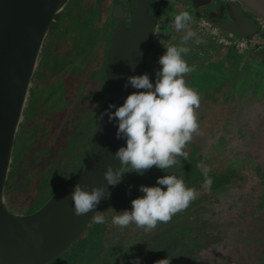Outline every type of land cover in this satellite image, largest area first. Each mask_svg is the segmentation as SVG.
<instances>
[{
  "label": "rangeland",
  "instance_id": "obj_1",
  "mask_svg": "<svg viewBox=\"0 0 264 264\" xmlns=\"http://www.w3.org/2000/svg\"><path fill=\"white\" fill-rule=\"evenodd\" d=\"M177 1L162 3L160 0L153 9L157 11L158 4V9H162L156 34L158 47H163L161 35L165 36L166 44L173 45H179L186 35V32H176L169 24L166 31H159L164 24L162 19L170 23L176 14L189 10L181 4L190 1ZM114 6L110 0H71L60 16L57 30L47 36L11 164L8 194H11L12 186L20 187L21 191L22 186L27 189V195L21 198L18 197L21 191L13 192L10 198L6 192V204L13 213L31 214L42 208L90 156L104 96L107 50L113 25L110 14ZM189 12L195 20L191 28L197 35L189 40L191 51L185 59L189 65H195L196 71L187 75L186 80L188 86L202 96L198 109L199 131L193 139L195 143L199 141L200 153L204 154V143L209 135L212 139L218 136L216 139L225 145L230 133V138H244L248 132L252 133L247 123L249 119L254 126L263 123L260 127L264 131V57L260 59L258 54L251 53L253 44L264 42V31L248 43L242 42L229 49L230 44L225 42L221 47L215 44L218 34L206 16L198 17L196 8ZM103 29L106 34L102 33ZM198 42L204 50L197 51ZM225 47L227 50L222 53ZM218 52L221 55L217 60L216 57L210 59ZM196 53L199 57L192 56ZM163 55L160 53L156 62L149 63L153 66L148 70L153 84ZM213 63L217 64L209 70L208 66ZM197 72L205 77L202 89L194 86L196 83L191 80ZM189 145L184 149L187 153L191 150ZM205 156L208 157L207 153ZM237 186L232 193L231 186L227 188L231 194L228 198V195L214 196L215 202L223 199L221 203H215L219 207L217 211H222L220 229L216 224L211 226V222H207V227L205 224L193 225L211 208L209 199H205L209 198L206 192L201 193L200 198L198 195L186 208L187 215L193 216L194 221L187 217L184 224L193 228L200 225V237L208 234L206 229H215L219 233L213 236L218 237L216 248L208 249L209 245L197 241L200 239L197 237L189 243L179 229L175 232L172 221L159 223L165 246L158 251L154 262L169 257L171 264H264V227L257 226L260 225L257 220L253 222L256 209L259 216L263 211L260 207L264 203V188L259 182L247 184V189ZM119 198L120 202L128 204L124 193ZM109 209L120 213L119 206L113 201L104 205L100 212L105 222L98 223L94 219L79 241L50 264H132L141 255L140 250L136 255L130 254L128 260L123 256L132 248V245L128 248V243H131L133 231L130 227L120 228L110 223L116 213ZM184 248L187 252L180 256ZM120 251L122 255H116ZM154 259L150 257V260Z\"/></svg>",
  "mask_w": 264,
  "mask_h": 264
},
{
  "label": "water",
  "instance_id": "obj_2",
  "mask_svg": "<svg viewBox=\"0 0 264 264\" xmlns=\"http://www.w3.org/2000/svg\"><path fill=\"white\" fill-rule=\"evenodd\" d=\"M70 1L0 0V264H50L64 255L90 228L93 216L117 186H107V168L123 167L114 153L126 147V140L117 139L118 121L109 122L104 113L110 104L118 108L137 91L131 85L125 87L129 77L147 71L158 20L145 0L139 1L131 19L121 3L111 11L114 26L108 46L104 96L86 164L39 210L13 213L6 204L15 144L44 43ZM190 1L196 9L222 11L226 20L215 22L213 27L226 37L253 41L264 27V0ZM115 111L116 108L111 109L112 113ZM77 183L87 186L88 191L107 187L96 209L82 216L75 214L70 198Z\"/></svg>",
  "mask_w": 264,
  "mask_h": 264
},
{
  "label": "clouds",
  "instance_id": "obj_3",
  "mask_svg": "<svg viewBox=\"0 0 264 264\" xmlns=\"http://www.w3.org/2000/svg\"><path fill=\"white\" fill-rule=\"evenodd\" d=\"M193 23L195 20L189 11H181L173 17L169 26L178 33L186 32V35L179 45L160 41L166 52L159 59L161 68L156 72L155 84L148 73L129 77L125 87L131 85L137 91L128 95L122 106L117 108L110 104L104 113L109 116V122L118 121L117 139L126 140V147L122 146L114 153L123 167L107 168L104 174L107 186L118 185L125 173L143 175L154 166L165 171L179 163V157L188 159L184 149L199 131L198 109L202 100L201 94L189 87L186 80L187 75L196 71L195 65L190 66L185 59L191 51L188 42L197 35L191 28ZM113 108H116L114 113L111 112ZM129 165L130 170L125 171ZM157 185H142L143 195L132 200L131 211L117 213L109 209L116 213L111 223L120 228L135 224L145 233H151L159 223L170 222L199 195L195 188L188 187L175 175L158 178ZM106 192L107 187H94L88 191L87 186L77 183L70 196L75 214L82 216L94 211ZM93 219L98 223L105 222L101 212ZM132 264L141 262L136 259ZM155 264H171V259H160Z\"/></svg>",
  "mask_w": 264,
  "mask_h": 264
},
{
  "label": "trees",
  "instance_id": "obj_4",
  "mask_svg": "<svg viewBox=\"0 0 264 264\" xmlns=\"http://www.w3.org/2000/svg\"><path fill=\"white\" fill-rule=\"evenodd\" d=\"M161 10H162L161 8L158 9L159 21L162 16L160 14ZM161 21L162 22L164 21L163 22L164 24L162 26V29H160V31L161 30L166 31L167 30L166 27L168 26L169 23H166L167 21H165V19H162ZM58 22L51 32L57 30L59 24ZM102 33L106 34L107 31H104L103 29ZM161 36L162 37L160 39L164 40L165 36L164 35ZM188 43L190 44V41ZM153 46L155 48L157 47V44L155 43ZM198 47L199 48L197 51L199 50L201 51L205 49L203 48L201 42H198ZM251 47H252L251 53L258 54V57L260 59L264 57V42L253 44V46ZM164 48L165 47H162V49L159 50L161 51L160 53H163L166 50ZM160 53L155 52L156 58L157 56L160 55ZM192 56L199 57L197 53ZM217 56L218 54L215 53V55L211 56L210 59H214V57ZM156 58L153 59V61L156 62L157 61ZM215 60H217V58ZM214 64L215 63H213L211 66L210 65L208 66L209 70H212ZM150 68L153 67L151 66ZM150 68H148V70ZM148 70L146 73L149 74L150 71ZM191 80H193L194 83H196L194 84V86L197 85L196 87L198 89H202V87L205 84L204 75L198 72L192 77ZM191 80L189 82H191ZM213 87H215V85ZM204 102L202 104L205 106ZM247 123H249V125L251 126L252 133L248 132L247 136L244 138L242 137L230 138L231 135L230 133L228 135L229 139L225 145L221 144L219 138L216 139L218 136H214L213 138L214 140H213L211 135H209L208 141L204 143L206 144V149L204 154L200 153L202 150V146L200 145L199 141L195 143V140L193 139L192 142L190 143L191 145H189L191 150L190 152H188V159L184 160L183 157H179L178 159L180 162L166 169L165 171L154 166L151 170L145 172L143 175L135 172L125 173L122 181L116 186V188L110 194L109 198L107 199L104 205H108L111 201H113L115 206L116 204L119 206L120 212L124 210L131 211L132 200L139 198L143 195V193L140 191V187L142 185L148 187L159 186L157 185L158 178H161L165 175H175L177 178L183 179L188 187L195 188L196 191L199 193L198 198H200V195H203L201 193L206 192L209 198H205V199H209V202L212 204L210 210L205 211V213L203 214L204 217L201 219H196L195 222H193L194 221L193 216L187 215V209L181 210L178 213H176L171 219L172 224H174L175 227V232L176 229H179L181 231L180 234L184 235L189 243L195 240V238L197 237L200 238V239H196L197 241L202 242L205 245L206 244L209 245L208 249H211L210 247L216 248L218 245L217 244L218 237L216 236L213 238V236L218 235L219 233H217L215 229H211V230L206 229L208 234L200 237L201 235L199 234L201 233V231L199 229H201V226L200 225H198L197 227L194 226V228L189 227L188 225L184 224V221L187 220V217H189L192 220L193 225L194 223L205 224L207 227V222H211L210 223L211 226L212 224H216L220 229V226L222 225L221 224L222 211H217L219 207H217L218 205L215 206V203L216 204L221 203L223 199L219 200L218 202H215L216 201V198L214 197L215 195H217V197L218 196L224 197L228 195L227 196L228 198L229 195H231L230 193L233 192V188L236 185L241 186L242 189L243 187L247 189L246 186L247 184H258L259 182L260 187L264 188V131L263 128L260 127L263 123H261V125L254 126V124L252 123V119L251 121L249 119ZM244 125H246V123ZM237 135L239 136V134ZM210 140H212V142ZM205 153H207L208 156L207 158L205 156ZM205 163L207 164L209 163V165L207 166ZM129 170H130V165L126 167L125 171H129ZM11 177L12 175L10 173L8 180L9 187L11 186L10 184ZM128 177L130 178V180H127ZM8 184H7L6 192L9 198L10 195L11 196L13 195L12 194L13 192L21 191L19 190L20 187L17 186L15 188L12 186V188L10 189L11 194H8ZM229 186H231L230 193L227 190ZM22 187H23V191H21L20 196H18L19 198L23 197L24 195H27L26 186H22ZM242 189H237V190L240 191ZM164 190L165 191L167 190L166 187L164 188ZM121 193H124L126 199L128 200V204L126 203L124 204L120 202L121 198H119V196ZM260 210H263L260 212L261 213L260 216L257 215V211H258L257 209H256V214H253L254 217L253 222L257 220V222L260 223V225L257 226L264 227V203L261 204ZM128 227H130L131 230L133 231V236L130 237L131 240H129L131 241V243H128V248H130V245H132V248L130 250L127 249L129 254H125L123 256L124 259L125 258H127V260L128 258L130 259V254L136 255V253L140 250L141 255H139L140 257L138 256V258L141 264H155L154 261L156 259L154 258L155 257L157 258L158 251L162 250V248L165 246L164 244H162L163 239H162L161 229L157 227L155 231L151 233H145L141 228H138L135 224H131ZM184 252H187L186 248H184L182 252H180V256L185 255L183 254ZM116 255H122L121 251L119 252V254ZM150 257L153 258L154 260H150ZM179 258L181 257H178L177 259L181 260Z\"/></svg>",
  "mask_w": 264,
  "mask_h": 264
},
{
  "label": "flooded vegetation",
  "instance_id": "obj_5",
  "mask_svg": "<svg viewBox=\"0 0 264 264\" xmlns=\"http://www.w3.org/2000/svg\"><path fill=\"white\" fill-rule=\"evenodd\" d=\"M139 1L140 0H115V1H112V0H110V3H115V5H117V4H119V3H121L124 7H125V9H126V11H127V13H129V17H130V19L133 17V15H134V13H135V11L137 10V8H138V3H139ZM146 1V3H150V5H151V12L153 13V15H155L156 17H157V20H158V24L159 23H161L160 21H159V13H158V7H159V4H158V6H157V11H154L153 9H154V7L156 6V4H157V2L158 1H160V0H145ZM168 1V3H177L178 1L177 0H163V2L162 3H165V2H167ZM190 0H184L183 1V3H186V2H189ZM191 2V3H190ZM189 3H186V4H181V5H185V8L184 9H189L188 11H190V10H192V9H195L194 8V4H193V2L192 1H190ZM114 8V7H113ZM202 9V10H201ZM210 9V8H209ZM113 10V9H112ZM210 11H211V13H210ZM210 13V14H209ZM245 13L247 14V15H250L248 12H246L245 11ZM198 17L201 15V17H204V16H206V18L208 19V21H210L211 22V24H212V27H213V24L215 23V22H218V21H221V20H226V18H225V15H223L222 14V11H217L216 10V13H214L213 12V10L212 9H210V10H208L207 8H199L198 9ZM110 17H111V14H110ZM113 23V22H112ZM113 26L114 25H112V27H111V29L113 28ZM159 28H160V26H159ZM216 30V29H215ZM157 31H158V28H157ZM160 31V30H159ZM264 31V27H263V29H262V31H261V34H262V32ZM216 35L218 34V36L217 37H215V38H217L216 40H217V42H219L220 44H218L217 42H215V44H217V45H220L221 47H222V44L223 43H225V42H228L229 44H230V46H229V49H231L233 46H237V43L238 42H240L241 40H239L237 37H226V35L223 33V32H221V31H219V30H216ZM219 39H221V40H219ZM157 40H158V37L156 38V36H155V40H154V42H153V44H152V49H151V52H150V58H149V61H148V64H147V70H148V68H150V66H149V63L150 62H152V63H154L155 61H153V59H155L156 58V55H155V52H159V50H161L162 49V47H158V45H157V47H155L154 48V44L156 43L157 44ZM225 46H226V44H225ZM164 47V46H163ZM221 47L217 50V51H220V49H221ZM158 48V49H157ZM165 49V48H164ZM227 50V48L225 47L224 49H223V51H222V53H225V51ZM237 50L238 51H240V49L239 48H237ZM108 51V50H107ZM161 52V51H160ZM165 52H166V50L163 52V54H165ZM151 53H152V55L153 56H151ZM108 54V53H107ZM218 54V56H220L219 55V52L217 53ZM218 56L216 57V58H218ZM157 59V58H156ZM153 67V66H152ZM147 72V71H146Z\"/></svg>",
  "mask_w": 264,
  "mask_h": 264
},
{
  "label": "built area",
  "instance_id": "obj_6",
  "mask_svg": "<svg viewBox=\"0 0 264 264\" xmlns=\"http://www.w3.org/2000/svg\"><path fill=\"white\" fill-rule=\"evenodd\" d=\"M242 42H246V43H248V41L246 40V41H244V40H241L240 42H238L237 43V46H239Z\"/></svg>",
  "mask_w": 264,
  "mask_h": 264
}]
</instances>
